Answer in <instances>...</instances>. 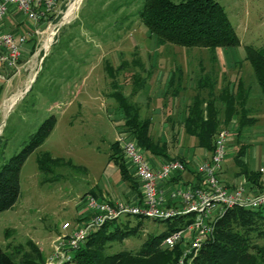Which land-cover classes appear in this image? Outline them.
I'll return each mask as SVG.
<instances>
[{
	"label": "rangeland",
	"instance_id": "1",
	"mask_svg": "<svg viewBox=\"0 0 264 264\" xmlns=\"http://www.w3.org/2000/svg\"><path fill=\"white\" fill-rule=\"evenodd\" d=\"M120 1L129 7L133 5V15L123 21L121 47L112 51L108 60L113 70L116 68L117 89L139 107L141 117L151 118L152 136L159 140L165 138L173 150L177 148L179 135L185 133L183 117L197 92V81L204 73L208 72L214 83L215 96L225 86L233 91L240 79L244 91L249 86L253 98L252 103L249 101L250 115L255 116L257 121L247 129L244 127L237 139L235 127L229 141L232 147L227 150L225 159L230 160L232 153L235 154L244 144L248 146L244 158L248 166L255 168L260 162L264 165V96H260L261 90L252 67L244 58L246 45L264 47V17L260 16L264 15V7L258 9L253 2L258 0H250V12L246 9V0H217L224 7L240 39L238 46L219 47L218 53L216 49L175 45L150 33L138 15L143 0H85L81 13L86 21L95 18L100 24L108 20L112 7ZM80 3L77 9L76 6L73 8L75 11L67 20L63 21L60 14L57 22L53 21L56 26L61 22V26L56 30L47 52L44 54L42 49L38 57H34V62L27 63L17 81L20 88L4 95V98H9L24 92L27 79L38 70L29 89L15 102L14 108L6 116H3L5 109L0 111V121L4 123L0 133V163L27 144L30 134L37 130L44 118L50 114L57 118L52 133L33 149L22 164L16 202L0 212V245L16 258L29 249L26 241L31 239L43 253L45 262L53 251V241L61 225L64 221H71L73 213L80 209L76 210L75 203L81 202L83 192L94 182L101 186L105 173L113 179L120 176L115 164L106 167L109 144L123 130L125 119L112 95L113 76L108 74L107 69L105 72L104 66L94 69L90 74V98L80 95L69 104L70 96L65 97V93L57 89L61 77L87 69V66L80 65L63 71V66L58 65L59 62L61 65L60 58L68 50L65 34H61L60 30L74 24ZM117 23L120 24V19ZM110 36L114 37V33ZM59 37L60 42L56 44ZM51 50L45 62L40 64L39 59ZM216 57L231 64L235 62V65L226 66L222 75L217 70L219 66L213 64ZM133 75L137 76L134 78ZM134 87H137L135 95L131 93ZM207 90L201 91L203 97H206ZM79 102H85V107H79ZM217 105L222 111L223 104L219 100ZM50 106L51 109H46ZM170 120L173 121L172 128L170 124L164 128L163 123H170ZM44 152L64 160L50 170L42 171L38 167V159ZM80 206L83 208V203ZM131 222L134 224L135 220ZM172 222L173 219L156 221L144 218L140 234L115 243L112 250H136L148 233L162 232L172 226ZM258 242L264 244V238H259Z\"/></svg>",
	"mask_w": 264,
	"mask_h": 264
},
{
	"label": "trees",
	"instance_id": "2",
	"mask_svg": "<svg viewBox=\"0 0 264 264\" xmlns=\"http://www.w3.org/2000/svg\"><path fill=\"white\" fill-rule=\"evenodd\" d=\"M138 15L150 33L175 45L204 47L214 51L218 47L240 44L234 26L217 0H143ZM55 20L57 21V18ZM244 50V58L251 65L264 96V47L246 45ZM107 72L113 76L112 86H115L113 68L107 66ZM136 76L134 75V78ZM135 80L133 79L134 82ZM198 87L183 119L184 132L195 136L198 146L211 151L214 136L222 125L229 123L233 117L237 120V136L244 127L257 121L246 107V93L240 79L235 90L225 86L216 96L214 83L209 76L200 78ZM204 88H208L206 97L199 92ZM136 93L137 87H134L132 94ZM112 95L123 111V130L136 140L147 155L172 158L168 154L167 143L152 136L151 119L141 117L139 107L128 101L119 90L113 91ZM217 100L223 104L222 111L217 105ZM55 123L54 114L44 118L37 130L30 134L27 144L0 163V212L12 207L16 202L20 190L19 173L22 164L33 149L44 141ZM109 148L108 158L116 164L122 178L134 185L117 141H112ZM245 148L244 144L239 147L234 160L247 180L254 183L260 173L248 170L246 165L241 163ZM176 158L185 161L182 157ZM63 160L62 157H53L49 152H44L38 159V167L42 171L50 170ZM143 219L125 215L105 222L73 251L71 260L61 264H178L183 252L182 244L177 242L173 246L162 247L161 242L173 230L187 225L190 221L189 215L172 218L173 225L162 232L148 233L136 250H112L115 243H122L132 235L138 236ZM131 220H135V223L132 224ZM259 238H264V209L252 210L241 206L227 208L214 220L212 235L195 255L186 257L182 264H264V244L258 242ZM26 243L29 249L22 252L19 258L0 245V264H44V255L37 244L31 239Z\"/></svg>",
	"mask_w": 264,
	"mask_h": 264
},
{
	"label": "built area",
	"instance_id": "3",
	"mask_svg": "<svg viewBox=\"0 0 264 264\" xmlns=\"http://www.w3.org/2000/svg\"><path fill=\"white\" fill-rule=\"evenodd\" d=\"M67 0L63 9L56 8V0H0V82L9 81L25 67L20 62L22 46L30 35L37 37L36 52H47L56 30L54 19L65 16L70 4ZM81 2V0H80ZM79 2V3H80ZM78 3V4H79ZM10 5L24 15L33 28L23 33L7 31L3 18ZM77 9V8H76ZM75 11V10H74ZM43 54V55H44ZM30 59L26 60L29 62ZM25 92V91H24ZM20 91L2 100L1 106L8 114L15 102L24 94ZM0 121V133L3 129ZM236 127V119L222 126L213 139V148L208 155L193 161L195 181L180 182L167 190L162 186L176 175L183 173L188 166L178 158L158 157L155 162L146 155L136 140L125 130H121L117 141L126 167L137 184L140 198L135 201L119 199H97L91 194L81 198L83 209L87 212L82 221H64L53 241V251L44 264H61L72 258V253L86 237L105 222L125 215L138 216L152 220H167L177 216L189 215L190 221L183 228L175 229L161 242L162 247L180 242L183 252L178 264L189 255H195L202 244L212 235L214 220L233 206L252 210L264 209V166L259 167L260 182L255 184L245 177L235 185H226L218 177L229 143Z\"/></svg>",
	"mask_w": 264,
	"mask_h": 264
},
{
	"label": "crops",
	"instance_id": "4",
	"mask_svg": "<svg viewBox=\"0 0 264 264\" xmlns=\"http://www.w3.org/2000/svg\"><path fill=\"white\" fill-rule=\"evenodd\" d=\"M66 2H67V0H56V8L57 9H63ZM78 2H77V4H78ZM84 2H85V0H81V3L79 5V11H78V14H76L74 24L62 27V29L60 30L61 34H65L64 39L66 40V46L68 49L60 58L61 65H60V62L58 65L60 67L63 66V68L62 69L60 68V69L64 71V70L70 69L71 67L74 68V67H77L80 65L87 66L86 71L84 69L82 72H76L75 71V75L73 73L67 74V75H64V77H61L59 79V81H61V83L57 86V89H60L63 93H65V97L70 96V101H68V104L70 102L73 103V99L75 97H79L80 95H83V97L86 96V97L90 98V95H91L90 94V74L94 69L101 67V66H104V70L106 72L107 66L113 67L112 64L108 60V57H109L108 55L113 54L112 51H116L117 49H119L121 47L122 34H123L121 28L123 26V21L129 19V17L131 15H133L132 11H131L132 6H133L131 4L133 2L130 3L131 6L129 7L128 4L125 5L123 2L120 1L118 3H115L114 6L112 7L111 14L107 18L108 20L102 21V22H100V24L98 23V20H96L95 18L93 20H91V18H89L86 21L82 15V13H81ZM253 2L255 4V7L257 6L258 9H262L264 7V0H258V2H256V1H253ZM256 3H258V4H256ZM77 4H76V6H77ZM250 8H251L250 0H246V9L248 10V12H250L249 11ZM136 14H134V15H136ZM260 16L264 17V15H260ZM118 19H120V24L117 23ZM3 22H4V28L7 31H11V32H15V33H23V32L29 31L30 29L33 28V24L24 15L20 14L13 5H10L8 14H6L4 16ZM76 24H79V25H76ZM112 33H114V37L110 36ZM60 37L58 38L56 44L60 42ZM36 42H37V37L35 35H30L27 37L26 42L22 46V51H21L22 57L20 59V62L23 64V66L25 65V67L27 66V63H29L31 60H32L31 62L35 61L34 57H36V56L38 57V53L35 50ZM56 44H54L53 47H55ZM224 48H226V47H224ZM218 49H219V47L216 48V53H218V51H217ZM52 50L44 58L41 57L39 59L40 64L41 63L43 64L45 62L46 58L51 54ZM222 50H224V49L222 48ZM28 59H30V61L26 62V60H28ZM213 61H214L213 64H216L217 66H219V68L217 70L221 71L222 75H223V72L226 70L225 67L230 66V64H231L227 60L220 59L219 57L213 58ZM231 65L234 66L235 62H232ZM24 68H22L21 71L25 70ZM115 70H116V68H114V81H115L116 85L112 86L114 91L119 90L116 87L118 84L115 80ZM37 71L32 77L27 79L25 91H27L29 89L30 82H32V80L34 79L35 75L37 74ZM206 73L209 75L208 72H206ZM20 74L21 73L10 78L9 81L0 82V97H2V100L4 99V97H5L4 95L7 94V92H10L11 90H15V89L20 88L19 84H18L19 82H17L19 80V78L22 77V75H20ZM207 74L204 73L202 75V77L208 76ZM202 77H199V79ZM96 81H97V79H96ZM24 82H25V80H24ZM198 82H199V80L197 81V85H196L197 91L199 88ZM202 90L203 89H201L199 92H201ZM259 92H260V96H261L262 93H261V91H259ZM245 93H246V107L249 110V114H250L249 101L250 102L253 101V98H252L251 92L249 90V86L246 87ZM133 95H135V94H133ZM2 100L0 101V111L1 112H2V110H4L3 107L1 106ZM54 102L58 103L57 100H54ZM85 104H86L85 102H79L78 106L79 107L83 106V108H84ZM117 106H118V104H117ZM251 106H252V104H251ZM51 108H52V106H50L46 109H51ZM119 109L122 111V109L120 107H119ZM187 110H188V107H187ZM122 113H123V111H122ZM186 113H187V111H186ZM6 115H7V113H6V111H4L3 116H6ZM183 119H184V117H183ZM164 121H165V119H164ZM56 122H57V118H56ZM169 124L172 128L173 121L170 120V123H168L167 121L165 122V124L163 123L164 128H166ZM226 124H228V123H226ZM254 124H252V125H254ZM252 125L246 126V129ZM55 126H56V123L54 124V127L52 128V130L48 134V136L52 133ZM236 126H237V120H236ZM239 136L236 135V139ZM160 141H165L167 143V146H168L167 150H168V154L170 155V157L176 158L179 156V157L184 158L185 161H187V163H188V166L185 169V171H183V173L176 175L169 182L163 183L162 186L167 190L169 187L170 188L176 187L182 181L183 182L195 181V173H194L193 166H192L193 161L195 159L203 158L204 156L208 155L210 150H207L203 147L198 146L197 138L195 136L189 135L187 133H184L183 136L179 135L178 142H177L178 146L174 150L171 148V145L168 143L167 139L162 138V139H160ZM247 147L248 146L246 145L245 154L247 151ZM235 154H234V152L232 153L230 160H229V158L225 159L226 158V156H225L224 161L222 162L221 168H220L219 173H218V177L220 178V180L223 183H225L226 185H230V186L237 184L241 180V178H243V177H245L247 179V177L243 173H241V167L235 163V160H234ZM245 154L241 158L242 159L241 163H244L248 170L259 171V167L262 166V165H260L261 162L257 167L252 168V167L248 166V161L246 162L244 160ZM149 157L152 160H154L155 162H159L158 157H160V156L149 155ZM261 158H260V160H261ZM111 163L115 164L112 160H110L108 158V160L106 162V167L109 166V164H111ZM115 166H116V164H115ZM106 167H105V169H106ZM118 171H119V169H118ZM119 174H120V172H119ZM104 178H105V180H103L101 182V184H100L101 186H98V183L94 182L92 184V186L88 187L87 190L85 192H83V194L81 196H83L85 194H91L97 199H104V198L105 199H119L122 201H128V200L135 201L138 198H140V192L138 190L137 184L134 182V185H132L131 182L123 179L121 174H120L119 178L114 177V179H113V177H110L108 173H105ZM259 182H260V175H259L258 180L254 183L258 185ZM75 205H76V207H75L76 210H77V208H80V209L73 213L72 220L70 221L72 223L75 221H82L87 216V212L83 208H81V206L78 202H77V204L75 203Z\"/></svg>",
	"mask_w": 264,
	"mask_h": 264
},
{
	"label": "bare ground",
	"instance_id": "5",
	"mask_svg": "<svg viewBox=\"0 0 264 264\" xmlns=\"http://www.w3.org/2000/svg\"><path fill=\"white\" fill-rule=\"evenodd\" d=\"M80 2V0H75V1H73L71 4H70V6H69V8H68V10L66 11V13H65V16L63 17V21L64 20H67L68 18H70V16L73 14V12H74V10L77 8V6H76V4H77V2ZM78 2V3H79ZM76 6V8L73 10V8Z\"/></svg>",
	"mask_w": 264,
	"mask_h": 264
}]
</instances>
